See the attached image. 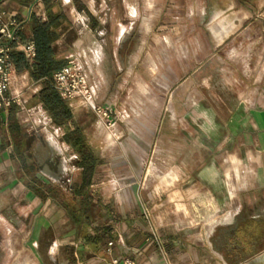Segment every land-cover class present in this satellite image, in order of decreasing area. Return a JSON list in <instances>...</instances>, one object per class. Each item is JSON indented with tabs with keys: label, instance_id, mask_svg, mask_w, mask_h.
<instances>
[{
	"label": "crops",
	"instance_id": "1",
	"mask_svg": "<svg viewBox=\"0 0 264 264\" xmlns=\"http://www.w3.org/2000/svg\"><path fill=\"white\" fill-rule=\"evenodd\" d=\"M0 5L8 26L12 19L25 24L31 5L30 16L47 21L42 0H0ZM78 5L80 10L69 6L53 11L70 24L80 22L69 45L65 33L56 42L67 65L75 64L91 31L99 48L108 32L116 48L125 36L130 42L131 33H139L127 56H118L117 50L113 55V70L121 77L111 100L102 102L115 119L111 134L104 129L95 137L85 129L82 133L93 153L111 163L143 160L154 145L151 159L159 165V190L166 200L155 205L147 197L143 172L135 183L112 179L106 184L105 178L115 174L100 166L90 190L108 236L100 245L77 239L64 211L42 202L17 179L8 133L10 108L0 110V264H50L41 255L52 264H112L122 258L135 264H264V73L252 68L264 63V0H81ZM162 17L182 25L176 31L197 33L171 43L181 49L175 55L151 53L167 45L159 34L165 30ZM18 40L31 42L30 37ZM184 47L194 50L185 55ZM184 63L199 66L187 76L182 66L162 71L161 65ZM152 65L159 80L155 108L150 100ZM15 78L25 86L16 92L10 87L9 94L19 98L15 118L22 123L28 107L43 124H52L42 105L33 101L42 83L31 81L26 71ZM134 89L139 94L132 97ZM69 107L77 124L80 106L74 100ZM51 126L54 134L45 143L53 152L49 160H57V173H49L47 183L58 185L66 162L54 156L61 153L49 138L57 142L55 136L63 130ZM65 150L77 158L70 147ZM164 177L172 180L170 187L163 188ZM204 197L211 204L202 216L172 211L175 206L190 209L192 200ZM173 202L177 205L171 206ZM200 223L203 227L179 226Z\"/></svg>",
	"mask_w": 264,
	"mask_h": 264
},
{
	"label": "trees",
	"instance_id": "2",
	"mask_svg": "<svg viewBox=\"0 0 264 264\" xmlns=\"http://www.w3.org/2000/svg\"><path fill=\"white\" fill-rule=\"evenodd\" d=\"M42 1L47 21L40 22L31 15L29 21L17 32L20 40L30 37L34 45L35 57L32 63L27 62L23 54L16 51L11 54V60L16 73L26 71L31 81L42 83V89L33 101L42 105L52 125L63 130L60 141L70 147L77 157L75 162L77 170L70 178L59 174L58 185L38 178L36 175L39 172V163L57 166V160L50 161L48 156L39 153V149L35 147V137L15 118L18 109L12 105L8 133L14 151L16 176L19 182L42 202L49 201L64 211L76 231L77 239H82L87 244L100 245L108 236V230L103 217L95 209L90 189L95 172L103 164V160L93 153L81 129L73 121L69 102L61 99L52 84V76L67 65L58 54L56 42L65 33V45H69L76 37L75 30L64 14L53 13L49 6L52 0ZM76 5L80 10L81 6L78 3ZM69 179L70 183L67 185L66 181Z\"/></svg>",
	"mask_w": 264,
	"mask_h": 264
},
{
	"label": "rangeland",
	"instance_id": "3",
	"mask_svg": "<svg viewBox=\"0 0 264 264\" xmlns=\"http://www.w3.org/2000/svg\"><path fill=\"white\" fill-rule=\"evenodd\" d=\"M80 1L81 0H70L69 4H65L66 2L64 3L62 0H52L49 6L52 11H57L59 9L60 10L67 9L69 8V6L76 7L77 6L76 4L80 3ZM85 1H93V3H96V0H85ZM165 18L166 17L163 18V23L165 24L163 25V27H165V30H162V32H160L159 34L161 38L162 37L165 38L163 39V43L165 42L167 43V45L165 44V47H162V48L160 47L152 48L151 53L158 54L159 51H161L162 53H166L167 55H175L176 51L179 52L181 49L170 47L171 43L180 42L179 41L180 38L183 39L185 38V36L191 37V35H196L197 33L181 32L180 30L176 31L175 29L178 27L180 28V26L182 25L171 24L169 21L164 20ZM78 21L79 20H77L76 22L73 21V24H72L73 29L78 30V26L80 23ZM91 25H93V21L89 18V29ZM136 27H137V24H136ZM75 36H76V33H75ZM105 36H106V41L104 42L103 47L99 48L98 47L99 43H97L95 40L94 31L89 32L87 35V41L85 42L84 46L81 47L77 52V55H80V56H78L75 64H72V66L75 67V69H77V71H79L81 75H83L85 80L87 81V84L92 92V104L94 105V107L95 108L99 107L101 112H103L104 110L108 111V119H106L105 117H102L101 114L98 115V113L95 110H92L91 108L86 107L82 99H75L77 104L80 106L78 108L80 109L79 114L76 116V121H77L76 125L79 126L80 129H82L81 130L82 132H83V129H85L86 132H88V134H91V136H94V137L99 136L100 129H104L106 133L111 134L110 130L112 128H108L107 125L108 123L115 122V119H113L114 116L112 115L110 110L104 108L102 105L103 104L102 102L111 100L112 88L116 84L119 77H121V74L117 75L115 71L113 70L115 66V62L113 59L115 50H117L116 52L118 56H121V57L127 56L129 52L133 49L134 41L138 39L139 33L137 31L132 32L131 35L129 36L130 37L129 39L130 40L132 39L130 42L128 40V37L125 36V38L121 40L117 48L113 45V42L111 40V32L106 33ZM182 50H183V53L186 55L187 51H192L194 49L191 50V48L184 47ZM161 66H162V71L165 69L168 72H170L171 69H175L177 67L179 68L182 66L183 67L182 73L184 74V76H187L188 74H191L193 71H195L199 65L194 64V63H184L183 65L167 64V65H161ZM252 68H253V72L257 71V72L264 73V63L259 64V65H252ZM178 71L180 70L178 69ZM152 72H153V77L151 81L152 85L150 87V90H151L150 100H151V107L155 108L156 107L155 99L156 97L158 98L160 96H158L159 95V90H158L159 80L155 79L156 76L154 73H156V69L154 68V65H152ZM10 87H11L12 92L14 91L16 92V91H19L21 88H24L25 86L21 84L19 79L14 78ZM138 94H139L138 90L134 89L132 92V97L138 96ZM29 95H31V92L27 91V95H25V97H29ZM31 110L32 109H28V107L23 108V111H22L23 127L30 133V135L35 137L36 139L35 147L39 149V153L44 154L45 156H48L49 153H53V152L52 150L48 148L45 141L47 140L50 134H54V131L49 129V127H52L51 126L52 124H49V125L43 124L42 119L41 118L39 119L37 115V111H31ZM62 136H63L62 131H59L57 134V137L55 136V139L57 140L58 143L52 137L49 138V141H51L52 139L56 142L58 149H56L55 147L54 148L56 149V151L61 153V155L57 156V154H54V156L58 158V161L59 160L61 161L62 158H65L66 170L65 172H62V173L64 176L70 178V176H72V174L77 170L75 167L76 159L72 157L71 150H65L66 149L65 144L61 143L60 141ZM137 146H141L142 149H144L145 147V145H137ZM153 148H154V145H152V149L148 148L147 154L143 160H140V159L127 160L126 159V160H121L119 162H114V163L103 160V164L101 165L102 168L105 171H108L110 174L112 172L115 174L114 178H111V177L109 179L105 178V183L106 184L111 183L112 179L116 182L119 180L120 183H123V182L135 183V182H138L141 172H143L144 174L143 178L147 176L149 177L150 175L149 178L147 177V181H146V184H148L147 186L148 188L146 191L147 197H149V199L151 200H154L155 205H159L161 201L164 202L166 200V196H165L166 193L165 192L161 193L159 190V185L161 181L159 165L158 164L155 165L151 159L152 151H154ZM38 166H39L38 167L39 168L38 177L40 179H44V181L46 182H48L47 178H49V173H54V174L57 173L56 165H50V164L45 165L44 163H39ZM119 169H120L119 173L120 174L125 173V175L118 176L117 173ZM123 170H125L126 172H123ZM127 170H131L130 175H127ZM66 183L68 185L70 183V179L67 180ZM162 184H163V188H165L166 185L170 187L172 184V180L170 178L164 177L162 180ZM171 194L172 193H167L168 199L169 200L172 199L173 201H175L170 196ZM174 204L177 205V203L175 202H173V204H170V205L172 206ZM189 204L192 205L190 209L183 208L182 206H175L173 207L172 211L173 212L178 211V213H184L185 215L189 214V216H202L204 213L206 214V212L210 210V207L207 208L206 205L211 204V202L209 201L207 197H204V198H200L199 200H192ZM215 211H218V208L217 210L215 209ZM203 225L204 224L200 223V224H183V225L180 224L179 226L181 227L184 226L187 229L189 227H203ZM1 256L2 255L0 253V259H1ZM41 257L44 262L52 264V261L50 262L48 257L46 256L43 257L42 255Z\"/></svg>",
	"mask_w": 264,
	"mask_h": 264
},
{
	"label": "built area",
	"instance_id": "4",
	"mask_svg": "<svg viewBox=\"0 0 264 264\" xmlns=\"http://www.w3.org/2000/svg\"><path fill=\"white\" fill-rule=\"evenodd\" d=\"M33 6L31 5L29 8L28 19ZM3 15L0 7V110L5 111L19 102L17 96L9 94L11 83L16 76L11 54L14 51L20 52L27 62L32 63L35 57V49L32 42L22 44L17 38L16 31L23 23H16L12 19L8 26L2 21ZM28 19L24 23H27ZM52 84L64 101L72 102L75 99H82L86 107L95 110L98 115L101 114L102 117L108 119L107 110L101 112L99 107L95 108L92 104V92L87 81L71 63L52 76ZM113 124L108 123V128H112ZM107 246L110 248L112 243L108 242ZM112 264H135V262L129 258H122L113 260Z\"/></svg>",
	"mask_w": 264,
	"mask_h": 264
},
{
	"label": "bare ground",
	"instance_id": "5",
	"mask_svg": "<svg viewBox=\"0 0 264 264\" xmlns=\"http://www.w3.org/2000/svg\"><path fill=\"white\" fill-rule=\"evenodd\" d=\"M50 143L53 145V147L58 149V146H57V144H56V142L54 140L51 139Z\"/></svg>",
	"mask_w": 264,
	"mask_h": 264
}]
</instances>
